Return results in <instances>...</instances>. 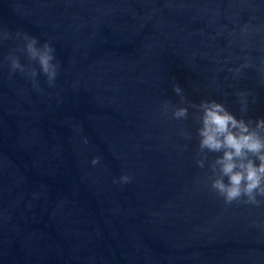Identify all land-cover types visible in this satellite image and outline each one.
Masks as SVG:
<instances>
[{
	"label": "water",
	"instance_id": "95a60500",
	"mask_svg": "<svg viewBox=\"0 0 264 264\" xmlns=\"http://www.w3.org/2000/svg\"><path fill=\"white\" fill-rule=\"evenodd\" d=\"M0 28V264H264V205L210 189L189 106L264 119V0H0ZM17 31L54 47V87L22 53L38 88L9 75Z\"/></svg>",
	"mask_w": 264,
	"mask_h": 264
},
{
	"label": "clouds",
	"instance_id": "9594fccd",
	"mask_svg": "<svg viewBox=\"0 0 264 264\" xmlns=\"http://www.w3.org/2000/svg\"><path fill=\"white\" fill-rule=\"evenodd\" d=\"M15 37L24 43L4 57L9 75L18 71L29 77L33 86L38 88L37 68L32 63L22 64L16 55L22 53L29 62L35 61L39 65V71L46 77L48 85L54 87L60 69L54 47L47 41L38 46V39L26 32L17 31ZM10 38L8 30L0 28V42ZM248 66L242 65L241 68ZM241 68L234 70L236 75L240 74ZM173 90L182 103H187L179 85H173ZM237 95L240 97L241 112H247V94L241 92ZM189 106L196 109L194 115L199 124L196 130L199 141L196 165L204 169L207 163L210 189L223 199L225 205H264V119H237L223 104L214 100L202 101L198 105L190 103ZM162 111L164 115L170 111L171 118L175 120H187L189 117V107L175 106L167 101L162 105ZM181 135L192 139L187 131H182ZM91 163H99V157L93 158ZM131 179L125 174L114 183L124 184Z\"/></svg>",
	"mask_w": 264,
	"mask_h": 264
}]
</instances>
